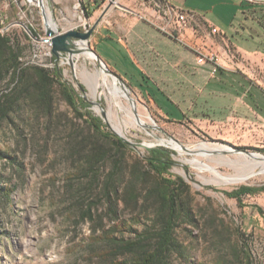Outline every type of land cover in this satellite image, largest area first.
I'll return each instance as SVG.
<instances>
[{
	"label": "rangeland",
	"instance_id": "374dc122",
	"mask_svg": "<svg viewBox=\"0 0 264 264\" xmlns=\"http://www.w3.org/2000/svg\"><path fill=\"white\" fill-rule=\"evenodd\" d=\"M108 1L89 11L86 16L80 0H41L40 5L31 4L28 0H0V33L22 48L21 61L24 65H37L50 71L59 69L62 81L86 101L87 111L101 119L105 131L129 143L131 152L127 153L126 158L142 159L148 150L157 147L174 153V165L170 172L181 177L189 186L190 210L198 228L183 225L176 231L180 250L171 255L170 264H212L224 251V248L216 249L210 244L214 241L213 230L220 220L242 228L249 235L248 242L255 264H264V221L255 210V207H260L264 211V193L243 196L242 208L238 207L236 200L222 193L240 186H264V174L256 172L246 183L227 186L205 182L213 175L212 169L222 176L235 174L236 168L225 163L226 160L236 161L245 155L234 153L235 149L264 158V124L254 128H229L223 123L213 125L209 120H198L191 111H186L190 107L189 98L181 106L184 116L176 118L153 103L135 82L120 77L99 57L106 69L122 83L129 98L134 101L138 119L143 121V125L122 126L124 136H121L113 130L112 123L105 116L110 105V86L104 85L100 78L98 81L102 85L93 90L96 77L103 74L97 62L85 59L83 54L73 56L71 62H68L67 56L55 59L51 55V48L49 50L43 42L46 39V11L50 12L57 32H85L97 21ZM204 2L182 0L179 7L187 8L189 12H195L193 8L206 11L205 7H211V2ZM236 2L239 3V0H232V3ZM118 8H121L119 0L102 18L87 43L86 47L96 55L99 54L96 48L101 27L108 21L106 17L110 11ZM127 12L125 10L124 13ZM84 21L87 23L85 29ZM193 26L187 30H192ZM185 31L162 33L182 45L184 50L192 52L196 61L199 55H207L191 49L181 36ZM261 43L264 41L261 40ZM206 64L209 63L198 65ZM109 79L112 81L114 78ZM118 80L115 81L122 90ZM154 83L172 92L170 97L175 101L177 97L174 96L173 87L164 88L161 82ZM169 84L173 85L174 82ZM120 100L134 115L128 99L120 97ZM52 101L51 118L46 119L23 105L10 121L3 122L0 127V151L13 159L0 158V264H103L94 254L104 245H91L88 241L92 236L91 229L96 227L81 222L80 213L81 208L83 213L87 204L92 202L96 205L95 217L104 215L105 206L99 200L100 181L91 186L82 177L73 184H66L65 181V177L75 173L79 167L81 159L76 155L78 143L82 145V139L91 137V133L58 92H54ZM118 114L122 122L125 115L122 112ZM201 144L218 149L212 153L196 154L194 151ZM80 150L82 152V148ZM196 161L211 169H202L201 165L195 164ZM108 170L106 165L101 175ZM73 188L79 191L74 192ZM128 217L127 212L120 213L121 219L127 220ZM98 235L99 231L95 233V236ZM124 239L132 240L133 236L126 235Z\"/></svg>",
	"mask_w": 264,
	"mask_h": 264
},
{
	"label": "trees",
	"instance_id": "16d2710c",
	"mask_svg": "<svg viewBox=\"0 0 264 264\" xmlns=\"http://www.w3.org/2000/svg\"><path fill=\"white\" fill-rule=\"evenodd\" d=\"M21 56L22 48L0 33V127L23 105L46 119L51 118L53 94L58 92L91 133V137L82 139V145L78 143L79 167L75 173L66 176L65 181L73 184L82 177L88 186L100 181L99 200L105 206L104 215L95 217L96 205L92 202L87 204L83 213L80 209L81 222L96 227L91 229L92 236L88 241L91 245H104L95 252V257L103 264H170L171 255L180 250L176 231L183 225L198 228L190 210L189 186L170 172L174 153L157 147L148 150L142 159L126 158L131 152L128 144L105 131L101 119L87 111L86 101L62 81L59 69L50 71L37 65H24ZM148 96L159 106L154 96L150 93ZM0 158L13 160L2 151ZM106 165L109 170L102 176ZM222 193L236 200L238 207L242 208L241 198L264 193V186H240ZM255 210L264 221V211L260 207ZM122 211L128 213L127 220L120 218ZM215 227L214 241L210 244L216 249L224 248V251L212 264H255L249 235L242 228L223 220ZM98 231L100 235L95 236ZM126 235L133 236V239H124Z\"/></svg>",
	"mask_w": 264,
	"mask_h": 264
},
{
	"label": "crops",
	"instance_id": "0c3cea01",
	"mask_svg": "<svg viewBox=\"0 0 264 264\" xmlns=\"http://www.w3.org/2000/svg\"><path fill=\"white\" fill-rule=\"evenodd\" d=\"M166 1L175 7L182 2ZM209 1L211 7H205L206 11L193 8L197 22L181 36L192 50L215 55L216 69L210 64L198 65L192 52L163 34V21L143 0H119L121 8L110 11L101 27L96 52L120 77L135 82L147 95L154 96L159 108L176 118L184 116L181 106L189 98L186 111L198 120L223 123L229 128L261 126L264 1ZM125 10L129 12L125 14ZM211 29L217 33L211 34ZM154 81L164 88L173 87L175 101L170 97L172 92Z\"/></svg>",
	"mask_w": 264,
	"mask_h": 264
},
{
	"label": "bare ground",
	"instance_id": "6f19581e",
	"mask_svg": "<svg viewBox=\"0 0 264 264\" xmlns=\"http://www.w3.org/2000/svg\"><path fill=\"white\" fill-rule=\"evenodd\" d=\"M28 2L31 4L34 3L35 5L41 4V0H28ZM45 16H46V25L49 26L52 30H55L56 26L51 19L50 12L46 11ZM82 54L85 56V59L89 61L95 60L94 56L89 53H82ZM100 78H102L104 85L110 86V97L108 99L110 105H109V109L107 110V112L106 113L104 112V113H105L107 120L112 123L113 130L119 135L124 136L122 126L126 127V126L143 125V121L139 120L138 117H135L134 115H132L129 109L125 108L122 105L120 97H124V98H127V97H126V94L118 87L114 79H112L111 81L109 79L110 77L108 78V75L104 73L100 74L99 77L98 76L96 77L93 90L95 91L98 87L102 85L98 81ZM114 107L117 109L114 110ZM96 110L99 112L98 109ZM118 112H122L125 115V118L123 119L122 122L119 121ZM169 144L172 147L179 149V147L176 146L175 144L173 143H169ZM217 149L218 148H210L204 144H201L198 146L197 150H195L194 152L196 154H202L203 152L212 153L213 151ZM198 151H201V153ZM225 163L228 165H232L233 167L236 168L237 171L235 172L234 175L222 176L216 170L212 169L213 175L209 179L205 180V182L211 183L217 186H227V185L239 184L243 182L246 183V181L249 180L253 175H255L256 172L264 174V159L259 156L249 157L246 155H242L236 161L226 160ZM195 164L201 165L202 169H211L207 165H202L200 161H196Z\"/></svg>",
	"mask_w": 264,
	"mask_h": 264
},
{
	"label": "water",
	"instance_id": "95a60500",
	"mask_svg": "<svg viewBox=\"0 0 264 264\" xmlns=\"http://www.w3.org/2000/svg\"><path fill=\"white\" fill-rule=\"evenodd\" d=\"M260 1H264V0H260ZM116 2L117 0H109L108 4L103 8L97 21L85 32L70 30L64 33H59L57 32V29L52 30L49 26L46 25V39H44L43 42L50 44L51 55L55 59H59V58H62L63 56H67L68 62H71L73 56L79 55L82 53H89L94 56L95 61L100 66V69L102 70L104 74L114 78L115 80H118L117 76L114 75L113 72L106 69L105 65L100 60L99 56L96 55L94 51L86 47L93 31L95 30L97 25L100 23L102 18L106 16L110 8L116 4ZM119 83L122 87V91L126 94L128 102L130 103L133 109L134 116L137 117L136 112L134 110V101L131 98H129L127 91L123 87L122 83L120 81ZM118 137L122 139L125 143L129 144L122 137L120 136ZM233 152L237 154H245L249 157H256L254 154L245 152L242 149H235Z\"/></svg>",
	"mask_w": 264,
	"mask_h": 264
},
{
	"label": "built area",
	"instance_id": "2783aa9c",
	"mask_svg": "<svg viewBox=\"0 0 264 264\" xmlns=\"http://www.w3.org/2000/svg\"><path fill=\"white\" fill-rule=\"evenodd\" d=\"M83 5V12L86 16L89 11H94L99 8L106 0H80ZM156 13L157 17L163 21L160 27L162 32L174 34L175 32L182 33L184 30L190 29L197 22V15L194 12H189L181 7L172 6L166 0H148L147 2ZM86 21L83 23V28H86ZM87 31V30H85ZM215 29H211V34H216ZM45 43V42H44ZM47 44L50 50V44ZM50 55V54H48ZM198 64L209 63L214 68H217L216 57L213 54L199 55L197 58Z\"/></svg>",
	"mask_w": 264,
	"mask_h": 264
}]
</instances>
